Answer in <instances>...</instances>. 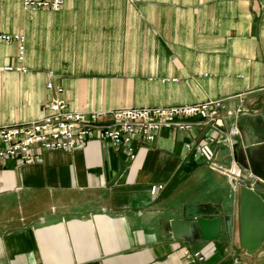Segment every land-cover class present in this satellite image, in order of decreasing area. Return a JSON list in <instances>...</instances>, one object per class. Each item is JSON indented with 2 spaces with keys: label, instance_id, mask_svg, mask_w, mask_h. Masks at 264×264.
Instances as JSON below:
<instances>
[{
  "label": "crops",
  "instance_id": "obj_1",
  "mask_svg": "<svg viewBox=\"0 0 264 264\" xmlns=\"http://www.w3.org/2000/svg\"><path fill=\"white\" fill-rule=\"evenodd\" d=\"M63 1L25 11L22 0H0V34L24 37L21 61L16 41H0V127L51 114L57 95L83 113L214 100L224 110L213 124L162 128L150 143L135 135L133 159L98 138L6 159L0 264H264V242L252 254L241 247L237 178L257 182L263 199L264 182L221 155L241 122L264 138V0ZM188 142L203 152L188 153ZM153 185H162L154 195ZM187 203L223 217L218 238L163 233ZM184 247L205 260H186Z\"/></svg>",
  "mask_w": 264,
  "mask_h": 264
},
{
  "label": "built area",
  "instance_id": "obj_2",
  "mask_svg": "<svg viewBox=\"0 0 264 264\" xmlns=\"http://www.w3.org/2000/svg\"><path fill=\"white\" fill-rule=\"evenodd\" d=\"M63 0H22L25 11L50 10L59 11ZM0 41L18 44L17 58L21 61L24 55V37L20 34H0ZM11 70L12 67H5ZM20 69V68H19ZM52 77V71L48 72ZM47 88L59 94L62 89L55 86L50 79ZM51 114L40 119L5 125L0 127V164L8 158H17L26 163L38 160L42 151H67L79 144L98 138L121 147L130 159H133L135 148L133 137L138 135L145 143L152 142L162 128L185 130L189 120L202 123H215L221 119L224 104L220 100L197 102L186 105L167 107L127 108L103 112H73L66 110V102L58 95L53 97L48 106ZM239 134L238 128L229 132L227 140ZM209 141L210 139H206ZM186 151L193 155L201 154L203 146L188 142ZM162 185L151 186L154 195ZM186 260L199 262L205 256L183 248Z\"/></svg>",
  "mask_w": 264,
  "mask_h": 264
},
{
  "label": "water",
  "instance_id": "obj_3",
  "mask_svg": "<svg viewBox=\"0 0 264 264\" xmlns=\"http://www.w3.org/2000/svg\"><path fill=\"white\" fill-rule=\"evenodd\" d=\"M239 134L231 140H226L221 150L225 154V161L229 166L236 164L238 168L264 182V138L255 135V131L244 122L237 124ZM239 194V236L241 247L252 254L264 242V234L259 238L252 235L253 229H264V199L253 188L258 187L255 182L250 186V181L245 177H238ZM179 218L167 219L161 223L164 234L175 239L194 242L196 238L211 240L221 235L223 225L222 216H212L194 203H187L183 207ZM230 233L231 219L225 221ZM235 264H241L236 261Z\"/></svg>",
  "mask_w": 264,
  "mask_h": 264
},
{
  "label": "bare ground",
  "instance_id": "obj_4",
  "mask_svg": "<svg viewBox=\"0 0 264 264\" xmlns=\"http://www.w3.org/2000/svg\"><path fill=\"white\" fill-rule=\"evenodd\" d=\"M264 234V229L262 227H256L255 229H253L252 231V235L254 238H259L261 235Z\"/></svg>",
  "mask_w": 264,
  "mask_h": 264
},
{
  "label": "rangeland",
  "instance_id": "obj_5",
  "mask_svg": "<svg viewBox=\"0 0 264 264\" xmlns=\"http://www.w3.org/2000/svg\"><path fill=\"white\" fill-rule=\"evenodd\" d=\"M221 155H222L223 157H225V154H224V153H222V152H221ZM261 194H262V193H261ZM259 195H260V194H259ZM261 196H262V195H261Z\"/></svg>",
  "mask_w": 264,
  "mask_h": 264
}]
</instances>
